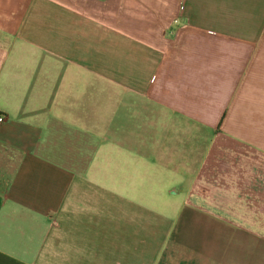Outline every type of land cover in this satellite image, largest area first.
Listing matches in <instances>:
<instances>
[{
  "label": "crops",
  "instance_id": "0c3cea01",
  "mask_svg": "<svg viewBox=\"0 0 264 264\" xmlns=\"http://www.w3.org/2000/svg\"><path fill=\"white\" fill-rule=\"evenodd\" d=\"M104 1L0 0V264H264V0Z\"/></svg>",
  "mask_w": 264,
  "mask_h": 264
},
{
  "label": "rangeland",
  "instance_id": "374dc122",
  "mask_svg": "<svg viewBox=\"0 0 264 264\" xmlns=\"http://www.w3.org/2000/svg\"><path fill=\"white\" fill-rule=\"evenodd\" d=\"M72 2L76 3L77 5L81 7H87L89 10H95L98 8L106 7L104 5V0H72Z\"/></svg>",
  "mask_w": 264,
  "mask_h": 264
},
{
  "label": "built area",
  "instance_id": "2783aa9c",
  "mask_svg": "<svg viewBox=\"0 0 264 264\" xmlns=\"http://www.w3.org/2000/svg\"><path fill=\"white\" fill-rule=\"evenodd\" d=\"M181 8H182V5H181ZM178 19H176L175 21H177ZM5 119L4 115H0V122H3Z\"/></svg>",
  "mask_w": 264,
  "mask_h": 264
}]
</instances>
